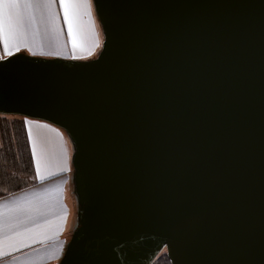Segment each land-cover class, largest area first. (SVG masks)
Listing matches in <instances>:
<instances>
[{
    "label": "water",
    "instance_id": "water-1",
    "mask_svg": "<svg viewBox=\"0 0 264 264\" xmlns=\"http://www.w3.org/2000/svg\"><path fill=\"white\" fill-rule=\"evenodd\" d=\"M87 60H0V116L61 129L58 264H264V0H92Z\"/></svg>",
    "mask_w": 264,
    "mask_h": 264
},
{
    "label": "crops",
    "instance_id": "crops-1",
    "mask_svg": "<svg viewBox=\"0 0 264 264\" xmlns=\"http://www.w3.org/2000/svg\"><path fill=\"white\" fill-rule=\"evenodd\" d=\"M89 5L97 23L92 0L68 6L72 20L71 34L64 18V6L59 0L51 9H15L18 14L14 26L15 39L9 40L8 44L11 54L0 42V56L4 59L16 53L32 55V52L59 51L60 55L33 56L77 60L94 58L96 55L73 58L72 52L73 48L82 47L80 24L83 8ZM74 8L78 9L77 15H73ZM49 12L55 13L54 19L48 17ZM5 30L7 38V6ZM102 42L103 39L101 44L100 41L98 43L100 48ZM26 121L34 123L27 124ZM29 129L31 139L28 138ZM33 149L35 156L32 155ZM65 154L68 156L67 169ZM72 157L71 142L61 129L37 120L0 116V205L3 206L4 221V247L0 264L59 263L77 221ZM14 219L22 224L17 228L20 235L10 231V223Z\"/></svg>",
    "mask_w": 264,
    "mask_h": 264
},
{
    "label": "snow or ice",
    "instance_id": "snow-or-ice-1",
    "mask_svg": "<svg viewBox=\"0 0 264 264\" xmlns=\"http://www.w3.org/2000/svg\"><path fill=\"white\" fill-rule=\"evenodd\" d=\"M90 0H59V3L64 6L65 10V20L68 22L69 25V33L72 32V20L70 19L69 15V5H80L83 3H89ZM56 3V0H0V42H2L6 49H8L9 40L15 39L14 34V26L16 23V17L17 13L14 11L15 9L19 7H44L47 9H51V6ZM6 6H7V38H6ZM78 14V9H73V15ZM90 15V13H89ZM48 17L50 19L55 18V13L49 12ZM57 32H59V28L57 27ZM18 46V45H17ZM99 47V44L96 45ZM9 54H11V50L8 49ZM61 53L59 51L56 52H32V55H60ZM76 58V57H73ZM0 59H3V56H0ZM27 124L34 123L33 121H26ZM38 123V122H36ZM47 127V125H45ZM28 138L31 139V130L29 129ZM32 155L35 156V149H33ZM67 162H68V156L65 154V169H67ZM37 172H39V169H37ZM15 210V209H11ZM3 206L0 205V255H2L3 247H4V230H3ZM22 226L21 223H18L13 220V222L10 223V231L16 235H20V233L17 231V228ZM12 239V236H9V240Z\"/></svg>",
    "mask_w": 264,
    "mask_h": 264
},
{
    "label": "rangeland",
    "instance_id": "rangeland-1",
    "mask_svg": "<svg viewBox=\"0 0 264 264\" xmlns=\"http://www.w3.org/2000/svg\"><path fill=\"white\" fill-rule=\"evenodd\" d=\"M83 11H84L83 18L80 24L82 47L73 48L74 50H72L73 57H76V58H79V57L84 58L83 56H86V57L95 56L98 49H100V44L103 39L100 25L98 21L97 23H95V16L94 17L92 16L93 14L92 6L91 5L86 6L85 8H83ZM100 36L102 37V39ZM99 41H100V44H99V47H97L96 45L99 43ZM78 49L79 51L75 53L74 51H77ZM1 126L4 127L3 124H1Z\"/></svg>",
    "mask_w": 264,
    "mask_h": 264
},
{
    "label": "trees",
    "instance_id": "trees-1",
    "mask_svg": "<svg viewBox=\"0 0 264 264\" xmlns=\"http://www.w3.org/2000/svg\"><path fill=\"white\" fill-rule=\"evenodd\" d=\"M153 264H171L166 252L161 253Z\"/></svg>",
    "mask_w": 264,
    "mask_h": 264
}]
</instances>
